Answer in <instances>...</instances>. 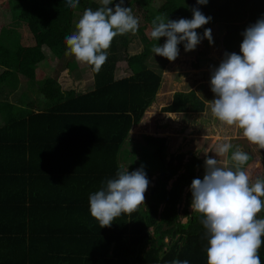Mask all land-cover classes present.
Masks as SVG:
<instances>
[{
	"label": "trees",
	"instance_id": "1",
	"mask_svg": "<svg viewBox=\"0 0 264 264\" xmlns=\"http://www.w3.org/2000/svg\"><path fill=\"white\" fill-rule=\"evenodd\" d=\"M118 2L112 0L109 7ZM149 5L154 12H145L139 20L142 51L125 57L132 74L114 79L116 62L123 57L120 51L128 46V37L118 35L101 70L95 72L90 65L94 88L63 95L56 72L55 76L46 75L41 63L60 58L65 63L62 69L72 73L76 69L73 76H81L76 61L68 56L65 37L73 32L74 14L81 17L87 8L98 9L101 0H79L75 9L69 8L66 0H0V92L8 97L9 91L37 87L36 97L46 107L35 111L22 106L14 112L15 106L6 97L0 98L4 120L0 158L5 157L0 161L7 165L18 162L15 167L1 169L0 180L17 175L25 189L32 186L29 196L22 195L23 205H27L15 208L20 214L17 226L12 225V213L7 214L11 218H5L4 224L9 228L0 235H40L30 236L29 245L24 238H0L4 245L0 264H170L174 259L207 264L208 234L201 223L203 216L188 211L191 182L203 179L206 157L217 158L219 166H232L231 152L238 147L249 154L248 163L258 156L262 159L256 178H264V149L244 142L242 129L223 124L210 110L215 98L210 80L224 59L221 48L241 54L242 33L264 17V0H208L207 4L150 0ZM193 8L211 17L207 29H211L213 42L203 33L194 50L185 51L181 45L178 57L169 61L164 71L152 68V46L166 41V37L158 41L150 37L156 14L172 20L191 19ZM24 98L31 100L28 95ZM135 133L153 148L164 174L148 186L145 202L136 211L121 214L110 227H100L90 214L89 197L116 178L121 169L118 153ZM222 142H230L233 148L216 157L209 144ZM174 175L177 178L167 188ZM146 176L149 180L150 175ZM185 187L188 191L181 213L187 221L181 223L178 205ZM39 195V204L31 206ZM14 201L7 203L14 205ZM260 214L264 216V210ZM166 236L169 243L164 241ZM19 240L23 241L20 246L24 244L21 260H12L15 250L10 249ZM258 254L264 264V243Z\"/></svg>",
	"mask_w": 264,
	"mask_h": 264
},
{
	"label": "clouds",
	"instance_id": "2",
	"mask_svg": "<svg viewBox=\"0 0 264 264\" xmlns=\"http://www.w3.org/2000/svg\"><path fill=\"white\" fill-rule=\"evenodd\" d=\"M208 0H197L207 4ZM75 9L79 0H66ZM96 10L87 8L75 25V31L65 37L68 53L76 61L86 63L99 72L108 59L113 39L129 32L135 33L139 20L130 7L119 0L114 8L112 0H101ZM191 19L172 20L157 15L152 20L150 37L163 45L154 44L156 55L174 61L179 55L178 45L184 42L185 51L194 50L202 37L196 29L209 23L211 17L199 9H192ZM240 53H225L224 59L211 75L212 115L223 124L243 130V137L264 149V18L248 26L242 33ZM204 38L212 43L211 29ZM233 148L230 142L214 145L209 150L216 157ZM232 166H219L218 159L206 157L203 179L191 182V210L203 216L201 223L207 230V264H261L259 249L264 243V218L257 214L264 210V178L253 180L244 167L249 154L240 148L231 152ZM149 180L143 168L129 172L119 169L116 178L89 197L90 214L100 227H110L121 214H131L145 201ZM170 264H190L174 259Z\"/></svg>",
	"mask_w": 264,
	"mask_h": 264
},
{
	"label": "crops",
	"instance_id": "3",
	"mask_svg": "<svg viewBox=\"0 0 264 264\" xmlns=\"http://www.w3.org/2000/svg\"><path fill=\"white\" fill-rule=\"evenodd\" d=\"M131 37H133V38L131 39ZM135 37H137V38H135ZM140 38L141 37H140L138 32L132 33V35H130V38L128 39L129 40L128 43L131 44L136 39H138L141 42ZM140 45H141V48H140V46H138L136 44L135 47L132 48L134 52L129 53V55H134V54H137V53L141 52L142 48H143V45L142 44H140ZM51 60L52 59L48 60L49 63L51 62ZM119 63H120V60H118L116 62V66H115V69H114V79L115 80L121 79L123 77H128L129 75L132 74L131 70L127 66L126 61H125V67L126 68H123V66H119ZM41 67H45V64L42 63ZM80 74H81V76L79 78L76 79L74 77V83H76V87L74 86V84L71 85L69 81H66L67 78H66V75L64 74V71H62L60 76H58V78H56L57 84L59 85V89H60V91H61V93L63 95H66V93L69 92V91H74L75 93H78V94L79 93H85V92H88V91H90V90H92L94 88V78H93L92 70H91V72H89V75H90L89 79L85 77L84 72H80ZM47 75L51 76L50 72ZM29 90H30L29 97L31 98L30 101H28L27 99H22L23 97L26 96V94H23V95L21 94L20 98H18L17 96L14 97L15 96V95H13L14 92L13 93L10 92L8 88L3 91L4 93L9 91L8 97L5 96V95L3 96V93L1 94V92H0V94H1L0 98L6 97L7 98L6 100L9 101L13 106H15L14 112L15 111L19 112L18 109L21 108L22 106L23 107H27L28 109H34L35 111L44 110L46 108L45 104L43 102H40L38 97H36L37 93H38L37 87H30ZM32 93H33V95H31ZM38 101H39V103H37ZM3 125H4V120H3V118H2V116L0 114V127H2ZM135 136H136L135 134H131L130 138L127 140L128 141L127 142L128 143L127 144L128 148L126 146V148L125 147L122 148L119 151V153H118L119 164L121 166V169H127L128 168L129 172L145 167L142 163H140V158H138L136 161L132 162L133 156L130 154V152H133V147H134L133 140H134ZM135 140L139 141V136H137ZM145 146H143V147H145ZM147 147L150 148L149 146H147ZM124 151L127 153V155L121 157V155L124 153ZM3 152H4L3 150H0V153H3ZM1 158L3 159L5 157L3 156ZM120 158L122 160H126L124 162V164H123V162L121 163ZM261 162H262L261 158H258V157L256 158L255 157L254 159H252L250 161V163L247 164V166H245L246 170L249 172V174H250V176H251V178L253 180L260 173ZM6 163H7L6 161H0V170L3 169V168H6V167H7V169H9L11 167H15V166L18 165V162H9L8 165ZM158 166L159 165L156 166V169H158V171H159ZM148 169L150 171L151 167L150 168H147V167L143 168V170L145 172H148ZM159 173H160V171H159ZM16 177H17V175H14L12 180H0V208H1V206H3V208L0 209V232H1V234H2V230H6V228H9L8 225L6 226L4 224L5 218H11L10 217L11 215H7V214L12 213L13 219H14V222L12 223V225L13 226H17L16 225V222H17L16 220H18L20 214H19L18 210H15V208L18 209V208H22V206H26L27 205V204L23 205L24 197L22 195H25V197L29 196L30 195V190L28 188L29 187L32 188L31 185H29V186L27 185L26 187H28V188L25 189L23 184L19 180H16ZM156 178L157 177H155L154 182H155ZM154 182H153V184H154ZM153 184H151L149 186H152ZM170 186H171V184H170ZM43 187H44V185H43ZM22 188H23V190H22ZM34 189H37V188L35 187ZM187 191H188V187H185L184 191H183L182 201L178 205L179 218H181V216H182L181 220L179 219L181 223H185L187 221V217L185 215L183 216L182 213H181V209L183 207L184 198L186 196ZM31 194H33V196H34L35 192L34 191L31 192ZM41 194H42V192H41ZM44 194H47V193L45 192ZM40 195L38 197L34 198L33 204H31V206H35V204L36 205L39 204L38 200L40 199ZM59 197H62L64 199L67 198L64 195H61ZM10 199H14L15 200L14 201V205H8L7 202H10ZM162 208L163 207H161L159 209V211ZM188 211H189V213L192 212L191 205L188 207ZM258 215H261V214L259 213ZM149 231H150V234L152 235L153 234V227H150ZM17 233H18V235H12V234L6 233V235L3 234L5 237L3 235L2 236L0 235L1 236L0 238H6L8 241H11V239H8V238H24L25 240H27L26 244L29 245L30 243H28V242H30V239H28V238L30 236H32V237L33 236L34 237L40 236L39 233H35V232L34 233H25L24 237H23V235L20 232H17ZM164 241L166 243H169L170 242V238L166 236L164 238ZM22 242H20V240L18 241V243L14 242V245H17V246L12 248V249L4 248V250H9V249L10 250H15V252L12 254V260H14V259H16L17 261L21 260V253H22L21 250H23V247H24V244L22 246H20V244H22ZM3 246H4L3 243H0V248H2ZM34 250L35 249H32V252H34ZM27 251L30 252V248H27ZM40 257H44V255H42ZM33 258H36V257L34 256Z\"/></svg>",
	"mask_w": 264,
	"mask_h": 264
},
{
	"label": "rangeland",
	"instance_id": "4",
	"mask_svg": "<svg viewBox=\"0 0 264 264\" xmlns=\"http://www.w3.org/2000/svg\"><path fill=\"white\" fill-rule=\"evenodd\" d=\"M124 2H125L124 4H125L126 7H130L131 8L132 14L135 17H137L138 20H140V19L143 18L145 12L146 13H148V12L149 13H153L154 12L150 8V5H149L150 4V0H133V1L124 0ZM156 15H158V14H156ZM79 18H80V14L78 15V13H75L74 14V19H73V27H72L73 28V32L76 30L75 29V25L78 22ZM208 26L210 27V23H207V24L203 25L202 27L196 29L197 33L201 36V34L204 33L205 29H207ZM136 32H138V31H136ZM129 34L132 35V32H129V33L125 34V36L128 37L127 40L130 38V35ZM137 37H135V38H137ZM132 38L133 37H131V39ZM128 42H129V40H128ZM164 43H165V41L161 45H163ZM136 44L138 46H140V48H141V45L140 44L143 45L142 41L140 42L138 39H136L131 44L128 43L127 48H125V49L122 48L121 49L120 55H123V57H121V59H120L119 66H123V68H126L125 67V61H126L125 57L127 55H129V53L134 52L132 48L135 47ZM181 45L184 46V42H181L178 45V48L179 49H180ZM68 56H70L71 58H73L76 61V59H75V57L73 55L69 54ZM149 58L151 59V61L149 62L150 63V66L152 68L156 69L157 71H159V69L161 71H164L165 66L169 62V60L167 58L162 57V56L160 57V55H156L155 53H153V55L150 54V57ZM59 62H60V64H59ZM42 63L45 64L44 70H45L46 75L49 74V72H50L51 76H55V72H56V76H57L56 78H58V76H60V74L62 73V71H64V74L66 75V78H67L66 81H69L71 85L74 84V86L76 87V83H74V76H73V73H76L75 72L76 69L73 71V73H72L71 69H68V68L62 69L64 66H61V65H64L65 63H63L60 60V58L58 59L56 57H53L50 63H49V61H43ZM76 63H77V66H78V70L80 72H84L85 77L89 79L90 78L89 72H91V70H92L91 67H90V65H88L86 63H81V62H78V61H76ZM44 70H41V72L44 71ZM21 93L26 94V95L29 96L30 90H29V88L28 89H26V88L25 89H21L20 88V90L14 92L13 95H15L14 97L17 96L18 98H20L21 97ZM31 95H33V93ZM22 99H25V98L23 97ZM135 135L136 136L134 137V140H133V145H134L133 152H130V154L133 156L132 162L133 161H136L138 158H140V163H142L147 168H150L151 167L150 171H149V169H148V172H145L144 171L146 174H149L150 175L149 185H151V184H153L155 177H157L158 174H159V171H158V169H156V166L157 165H160V164H159L158 160L156 159V157H154V155H153V151H154L153 148L150 147V146H149L150 148H148L147 146H145V143L143 142V140L141 138H139V141L138 140H135L136 137L138 136V134L135 133ZM183 140L184 139L180 140L178 144L181 145V143L184 142ZM246 140L247 139H245L243 141L245 142ZM127 142L125 143V145L123 146V148L124 147L126 148V146L128 144ZM213 145H214V143L209 144V148H211ZM143 146H145V147H143ZM127 148H128V146H127ZM172 151H174V148L172 149ZM126 155H127V153L124 151V153L121 155V157L126 156ZM168 158H169V155L166 157V159L168 160ZM258 158H260V157L258 156ZM120 160H121V163L123 162V164L126 161V160H122L121 158H120ZM145 167H143V168H145ZM176 177L177 176L174 175L168 181V184H167V187L168 188L170 187V184L174 181V179H176ZM146 192H148V191H146ZM146 192H145V199H146ZM162 205L163 204L160 205L159 209L161 207H163ZM181 218H182V216H181ZM181 218H179V219L181 220ZM259 218H264V216L263 215H258V219Z\"/></svg>",
	"mask_w": 264,
	"mask_h": 264
},
{
	"label": "water",
	"instance_id": "5",
	"mask_svg": "<svg viewBox=\"0 0 264 264\" xmlns=\"http://www.w3.org/2000/svg\"><path fill=\"white\" fill-rule=\"evenodd\" d=\"M220 53L225 54V53H232V52H228V51L225 49V47L222 46ZM167 173H169V171H167ZM163 174H164V171H162L161 173H159V175H163ZM176 178H177V177H176Z\"/></svg>",
	"mask_w": 264,
	"mask_h": 264
}]
</instances>
